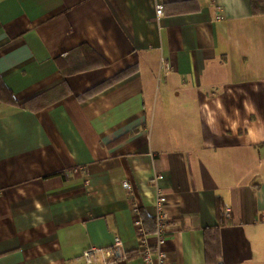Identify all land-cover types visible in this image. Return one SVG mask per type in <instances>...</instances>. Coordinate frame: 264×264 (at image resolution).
Segmentation results:
<instances>
[{"label": "crops", "instance_id": "0c3cea01", "mask_svg": "<svg viewBox=\"0 0 264 264\" xmlns=\"http://www.w3.org/2000/svg\"><path fill=\"white\" fill-rule=\"evenodd\" d=\"M83 44L107 65L64 75ZM159 195L166 264H264V13L0 0V264H98L116 241L117 264H143L135 222L152 243Z\"/></svg>", "mask_w": 264, "mask_h": 264}, {"label": "built area", "instance_id": "2783aa9c", "mask_svg": "<svg viewBox=\"0 0 264 264\" xmlns=\"http://www.w3.org/2000/svg\"><path fill=\"white\" fill-rule=\"evenodd\" d=\"M155 14L157 19L162 16V7L159 5L155 8ZM160 177H158L159 179ZM124 190L129 191L130 185L127 182L122 184ZM165 204V198L162 195H159L156 199L155 204V231L153 235L152 243L146 239V236L142 230L140 220H136L135 224L138 227V235L140 237V247L138 250V255L143 264H166V254L164 251V239L166 235L165 229V217L162 214V206ZM259 222L264 224V214H261L259 217ZM121 245L120 241L114 242L111 250L105 251V255L108 259L103 260L98 264H117L115 261L116 256L118 255V249ZM101 253V250L97 248H89L82 253V260L84 264H97L94 262L93 257Z\"/></svg>", "mask_w": 264, "mask_h": 264}, {"label": "trees", "instance_id": "16d2710c", "mask_svg": "<svg viewBox=\"0 0 264 264\" xmlns=\"http://www.w3.org/2000/svg\"><path fill=\"white\" fill-rule=\"evenodd\" d=\"M259 4H264V0H251L252 13L254 15L264 13V8L263 9L260 8ZM106 65L107 62L104 61L98 54H96L94 50H92L87 44H83L79 46L75 51L68 54V57L66 58V61L62 67V73L64 75H70V74L80 73L83 71L94 69L96 67H103ZM132 72L133 69L127 70L125 72L116 75L114 78L110 79L109 81L104 82L103 84L97 86L96 88L86 92V94H84V97H87L90 94L96 93L98 91H101L109 87L113 83H116L122 78L127 77ZM66 94L67 91L64 88V84H62V86L60 87V92L57 93L55 98H52L53 95L50 92H46L41 96H37L36 98H34V100H36V110L43 109L55 102H58L60 99L65 97Z\"/></svg>", "mask_w": 264, "mask_h": 264}]
</instances>
